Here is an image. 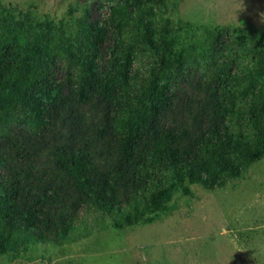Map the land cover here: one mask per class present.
<instances>
[{"label":"trees","instance_id":"trees-1","mask_svg":"<svg viewBox=\"0 0 264 264\" xmlns=\"http://www.w3.org/2000/svg\"><path fill=\"white\" fill-rule=\"evenodd\" d=\"M108 19L116 37L108 64L102 65L75 49L78 29L90 31L84 19L72 28L48 18L16 17L0 0V256L15 259L47 250L48 244H69L82 228L101 229L107 220L117 229L153 223L176 209L177 195H192L191 185L222 186L264 156L260 31L247 35L233 26L177 20L154 0H122L110 7ZM190 62L200 65L207 78L210 71L230 67L217 87L218 121L197 134L185 128L161 131L140 152L149 120L164 112L174 82ZM57 69L64 70L78 99L97 97L103 119L95 135L110 139L101 155L116 158L108 162L114 171L99 184L86 149L53 144L54 165L69 180L67 197L76 208L93 213L89 225L77 216L53 240L37 230L36 222L47 202L63 200L62 189L33 182L30 168L5 175L1 143L13 137L21 119L19 124L27 123L34 134L52 127L64 107L58 103L60 83L52 76Z\"/></svg>","mask_w":264,"mask_h":264},{"label":"rangeland","instance_id":"rangeland-1","mask_svg":"<svg viewBox=\"0 0 264 264\" xmlns=\"http://www.w3.org/2000/svg\"><path fill=\"white\" fill-rule=\"evenodd\" d=\"M1 1L16 17L27 14L48 18L72 28L78 19H84L90 31L78 29L75 49L86 51V59L108 64L116 37L108 19L109 9L122 0ZM154 1L161 3L167 16L177 20L233 26L247 35L250 30L264 35V0ZM200 67L190 62L188 70L174 82L170 103L159 117L149 120L138 145L140 152L161 131L185 128L197 134L201 128L218 121L214 113V109L221 107L217 87L225 82L230 67L210 71L209 78L202 75ZM52 76L60 83L62 100L58 103L64 102L55 123L50 129L34 134L28 131L27 123L20 125L21 119L15 125L13 137L2 140L1 152L8 177L19 169L30 168L33 182L44 181L62 189L63 200L47 202L45 212L36 222L37 230L54 240L57 231L74 222L77 216L86 218L89 225L93 213L76 208L67 197L69 180L54 165L53 144H69L75 151L86 149L91 175L99 184L114 171L108 162H114L116 155L110 160L106 154L101 155L107 151L110 139L99 140L95 135L103 119L102 107L96 106L97 97L78 99L66 82L63 69L55 70ZM41 87L44 89L46 84ZM188 145L185 142L184 148ZM191 188L192 195H177L176 209L153 223L117 229L106 219L101 229L82 228L69 244H48L47 250L27 252L15 259L0 256V264H264V156L240 178L222 186L209 189L194 184Z\"/></svg>","mask_w":264,"mask_h":264}]
</instances>
